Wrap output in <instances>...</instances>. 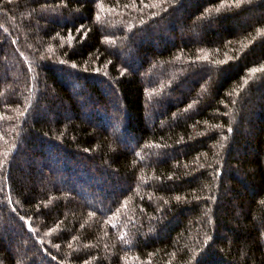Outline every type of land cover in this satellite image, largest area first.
Returning <instances> with one entry per match:
<instances>
[{"label": "trees", "instance_id": "trees-1", "mask_svg": "<svg viewBox=\"0 0 264 264\" xmlns=\"http://www.w3.org/2000/svg\"><path fill=\"white\" fill-rule=\"evenodd\" d=\"M0 264H264V0H0Z\"/></svg>", "mask_w": 264, "mask_h": 264}, {"label": "snow or ice", "instance_id": "snow-or-ice-1", "mask_svg": "<svg viewBox=\"0 0 264 264\" xmlns=\"http://www.w3.org/2000/svg\"><path fill=\"white\" fill-rule=\"evenodd\" d=\"M147 6V5H146Z\"/></svg>", "mask_w": 264, "mask_h": 264}]
</instances>
